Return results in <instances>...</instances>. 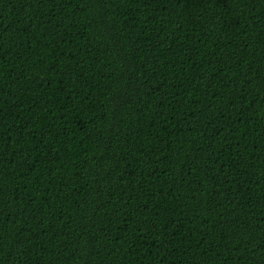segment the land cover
I'll list each match as a JSON object with an SVG mask.
<instances>
[{"label": "trees", "instance_id": "obj_1", "mask_svg": "<svg viewBox=\"0 0 264 264\" xmlns=\"http://www.w3.org/2000/svg\"><path fill=\"white\" fill-rule=\"evenodd\" d=\"M0 264H264V0H0Z\"/></svg>", "mask_w": 264, "mask_h": 264}]
</instances>
